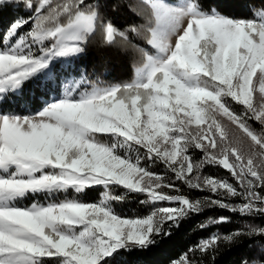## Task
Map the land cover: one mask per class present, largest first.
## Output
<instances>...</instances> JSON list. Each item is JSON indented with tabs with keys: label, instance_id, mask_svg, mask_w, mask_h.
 I'll use <instances>...</instances> for the list:
<instances>
[{
	"label": "snow or ice",
	"instance_id": "obj_1",
	"mask_svg": "<svg viewBox=\"0 0 264 264\" xmlns=\"http://www.w3.org/2000/svg\"><path fill=\"white\" fill-rule=\"evenodd\" d=\"M205 2L141 0L144 23L120 29L103 0H0V11L26 10L0 35V264H126L121 251L147 250L205 209L264 218V0L248 18ZM98 33L140 53L130 81L76 78L72 64ZM142 33L147 47L130 39ZM29 82L38 106L6 108ZM133 195L147 214L114 207ZM245 229L212 233L170 264H214L221 242L264 238V227ZM256 247L241 264H264Z\"/></svg>",
	"mask_w": 264,
	"mask_h": 264
},
{
	"label": "trees",
	"instance_id": "obj_2",
	"mask_svg": "<svg viewBox=\"0 0 264 264\" xmlns=\"http://www.w3.org/2000/svg\"><path fill=\"white\" fill-rule=\"evenodd\" d=\"M103 15L106 19L112 21L118 28L123 29L128 25H141L144 14L140 8L141 0H103ZM217 7L222 13L231 17L248 18L252 16L251 9L260 7V0H206L204 7ZM26 16V10L23 7H9L0 11V35L8 29L11 22L15 19ZM27 27V26H26ZM26 30V29H25ZM144 33L140 37L130 35L133 43L147 47L144 41ZM140 62V53L131 45L125 46H103L101 44V35L98 33L95 38L87 45L86 51L74 60L72 67L78 70L77 79L83 77L88 82L102 81L105 83L128 82L133 77V70L136 64ZM30 102L34 107L38 106V92L33 82L26 83L23 88L22 97L17 98L15 105L7 104L6 108H15L23 112L21 105ZM255 126V125H253ZM199 158V153L196 155ZM203 174L213 177L225 176L226 170L218 167L206 166ZM179 184V182H176ZM102 191L100 188L90 190L83 198L86 201H95ZM122 188L116 189V192H122ZM181 194L188 195L191 199H202L208 194L201 190H190L186 186L181 188ZM70 195H72L70 193ZM143 196H129L125 202L116 203L114 207L129 216L145 215L151 206L141 205L139 203ZM29 204L31 200L24 201ZM220 216L229 217V223H221L216 226L201 230L199 225L206 222L208 218H217ZM251 223L264 227V218H246L237 214H232L227 210L218 208L205 209L200 214H192L180 222L178 228L171 229V235L163 238H157V243L143 251H121L120 256L126 258V264H170L177 260L189 248L194 247L200 239L209 237L212 233L221 235L228 234L236 229H245V224ZM167 227V226H166ZM264 243V238L254 236L252 238L242 237L240 243L229 244L221 242L215 253L214 264H241L244 259L251 260L259 255L256 243ZM252 245V247H250ZM192 258H199V254H189ZM119 260V257L117 258ZM210 259V258H205ZM123 264V261H121Z\"/></svg>",
	"mask_w": 264,
	"mask_h": 264
},
{
	"label": "rangeland",
	"instance_id": "obj_3",
	"mask_svg": "<svg viewBox=\"0 0 264 264\" xmlns=\"http://www.w3.org/2000/svg\"><path fill=\"white\" fill-rule=\"evenodd\" d=\"M143 13V12H142ZM144 14V13H143ZM144 20V19H143ZM143 23H144V21H143ZM142 23V24H143ZM140 63V62H139ZM139 64H136V66H138ZM136 66H134V67H136ZM133 75H134V70H133ZM133 78V77H132ZM131 78V79H132ZM130 81V80H129ZM257 96H258V94H257ZM198 153H196V155H197ZM153 170L154 171H157V172H162L163 171V169H162V167L161 166H159V165H157V166H155L154 168H153ZM167 175H170V174H167ZM215 178H219V179H225V178H228V179H230V176H229V174H227V175H225V176H217V177H215ZM230 182H232L231 181V179H230ZM166 191H168L169 192V194H177L174 190H171V189H166ZM204 193L206 192L207 194H208V196H212V194L211 193H208L206 190H204L203 191ZM213 198H215V197H213ZM25 203V202H24ZM31 203V202H30ZM29 203V204H30ZM158 206H168L167 204H162V205H158Z\"/></svg>",
	"mask_w": 264,
	"mask_h": 264
}]
</instances>
